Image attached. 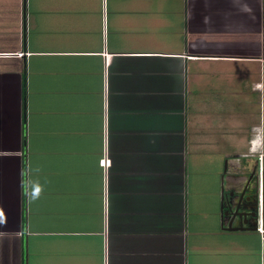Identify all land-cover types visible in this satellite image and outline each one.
<instances>
[{
    "label": "crops",
    "instance_id": "obj_1",
    "mask_svg": "<svg viewBox=\"0 0 264 264\" xmlns=\"http://www.w3.org/2000/svg\"><path fill=\"white\" fill-rule=\"evenodd\" d=\"M263 60L264 0H0V264H264Z\"/></svg>",
    "mask_w": 264,
    "mask_h": 264
},
{
    "label": "flooded vegetation",
    "instance_id": "obj_2",
    "mask_svg": "<svg viewBox=\"0 0 264 264\" xmlns=\"http://www.w3.org/2000/svg\"><path fill=\"white\" fill-rule=\"evenodd\" d=\"M249 173L246 175L248 176ZM244 192V196L242 199V205L241 210H239V213H246L245 218L244 217H238L236 216L233 219L232 222V228L234 229H251L254 225V223H257V227L259 226L258 222V195H259V188L257 185L256 178L253 176L250 180V182L247 183V178L244 184L241 186V188L232 196L230 197L234 203L237 204V200L240 194ZM230 193H228L229 195ZM234 211V210H233ZM229 223V222H228ZM258 231V228H257ZM259 232V231H258Z\"/></svg>",
    "mask_w": 264,
    "mask_h": 264
},
{
    "label": "rangeland",
    "instance_id": "obj_3",
    "mask_svg": "<svg viewBox=\"0 0 264 264\" xmlns=\"http://www.w3.org/2000/svg\"><path fill=\"white\" fill-rule=\"evenodd\" d=\"M255 101L258 102V96L255 97ZM260 105L262 102V98L260 96ZM262 128V131L264 132V123H263V115L262 112L260 114L259 122L253 127L251 136L249 137L248 141L249 144L243 149V152L245 154L244 158V164L246 169V174L250 173L252 169L255 167V173L254 177H256L258 188L260 186V167H261V161L264 158V143H255L257 145V150L253 151L254 142L258 140L260 129ZM264 135V134H263Z\"/></svg>",
    "mask_w": 264,
    "mask_h": 264
},
{
    "label": "water",
    "instance_id": "obj_4",
    "mask_svg": "<svg viewBox=\"0 0 264 264\" xmlns=\"http://www.w3.org/2000/svg\"><path fill=\"white\" fill-rule=\"evenodd\" d=\"M254 173H255V167L252 169V171L247 176V183L250 182L251 178L254 176ZM233 195H234L233 192H231L229 195L225 194L224 180H222V195H221L220 209H221L223 227L228 231H232V230L235 231L236 230V229L232 228V222L236 216H238L240 218L241 217L245 218V216H246V213H243L244 211H242V213L238 212L239 210H241L240 207L243 206L241 203H242V199L244 196V192H242V194L239 195L238 200H237V204L234 203V201L230 198ZM257 228H258L257 223H254L251 230L257 231Z\"/></svg>",
    "mask_w": 264,
    "mask_h": 264
},
{
    "label": "bare ground",
    "instance_id": "obj_5",
    "mask_svg": "<svg viewBox=\"0 0 264 264\" xmlns=\"http://www.w3.org/2000/svg\"><path fill=\"white\" fill-rule=\"evenodd\" d=\"M264 123V118H263ZM264 132L262 131V128L260 129L258 140L255 143H264ZM260 202H261V222L260 227L261 231L264 233V158L261 161V167H260Z\"/></svg>",
    "mask_w": 264,
    "mask_h": 264
},
{
    "label": "built area",
    "instance_id": "obj_6",
    "mask_svg": "<svg viewBox=\"0 0 264 264\" xmlns=\"http://www.w3.org/2000/svg\"><path fill=\"white\" fill-rule=\"evenodd\" d=\"M263 64H264V60H263ZM254 89L255 90H258L260 91L261 93L263 92V95H262V102H261V112H262V115L264 116V91H262V83H257L254 85ZM101 164H102V167L106 168V166L109 165V160L106 159V158H103L101 160ZM258 231L259 233L262 235V239H264V233L261 231V227H260V220H261V202H260V186H259V195H258Z\"/></svg>",
    "mask_w": 264,
    "mask_h": 264
},
{
    "label": "clouds",
    "instance_id": "obj_7",
    "mask_svg": "<svg viewBox=\"0 0 264 264\" xmlns=\"http://www.w3.org/2000/svg\"><path fill=\"white\" fill-rule=\"evenodd\" d=\"M257 150V145L254 142L253 151ZM39 171V170H37ZM26 194L28 195L30 200H38L40 199L43 193V187L38 182L29 181L24 185Z\"/></svg>",
    "mask_w": 264,
    "mask_h": 264
}]
</instances>
